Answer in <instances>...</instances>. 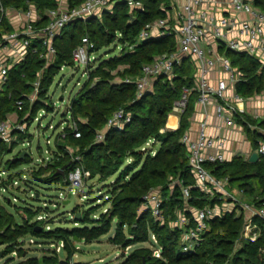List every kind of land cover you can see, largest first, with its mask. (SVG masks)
<instances>
[{
  "label": "trees",
  "instance_id": "trees-1",
  "mask_svg": "<svg viewBox=\"0 0 264 264\" xmlns=\"http://www.w3.org/2000/svg\"><path fill=\"white\" fill-rule=\"evenodd\" d=\"M6 7L26 8L28 3L34 4L43 13L46 8H52L57 0H0ZM82 0H69L70 4ZM144 10L129 11L123 3L115 5L113 13H104L102 18L90 17L86 21L73 20L63 29L60 38L54 41L56 56L53 63L45 66L44 60L38 54L29 52L24 60L9 69L8 78L0 91V121L9 113L16 112L19 119L25 118L29 125L39 108H49L52 102L47 98V92L62 65L73 66V49L87 35L95 44V50L116 41L120 44L134 45L129 49L125 45L122 50L107 58L97 60L88 66V76L82 86L72 96L68 111L80 132L78 137L69 125L57 133L50 160L38 163V167L29 170L25 185L33 181L58 183L66 185L68 172L73 168V156H79L85 169L90 171L89 178L96 177L100 182L109 181L106 185L108 197L104 204L109 205L106 212L97 216L90 210L81 211L73 208L66 215L73 221V227H50L45 224L52 218L39 221L36 215L42 208H24L25 216L16 222L13 215L0 207V245H3V256L16 252L22 259L19 264H55L59 261L56 251L49 250L41 257H26L28 250L22 248L24 237L42 238L44 242L63 241V250L67 254L68 264H79L71 260L77 250L73 240L91 242L107 233L116 219V229L110 238L112 243L119 244L123 250L126 246L138 242H148L150 233H154L161 246V257L152 255L147 246H137L127 254L122 253L118 264H264V259L258 255V247L263 238L257 242L238 239L242 227V216L227 212L223 217L209 221L210 228L202 235V240L194 250L183 251L181 246L182 229L172 227L170 221L176 219V212L183 211L184 198L178 185L173 188L171 181L178 178L182 184L190 187L188 204L201 207L213 204L217 197L207 196L193 184L188 166L187 149L181 142V137L188 129L189 118L192 115L197 98L192 92L187 106L179 115V125L175 129L166 127V121L171 113V107L180 94L183 85H192L193 67L188 60L176 68V76L169 80L159 77L152 91L140 97L136 95L133 82H126V76L135 77L141 71L144 63L150 61L158 53L171 50L174 39L170 36L150 37L136 43V36L149 21L162 16V3L169 0H143ZM255 6L264 10V0H253ZM8 28V27H7ZM4 30H0V38ZM118 33L121 36H118ZM233 52H228L230 54ZM232 57V63L243 73L244 78L236 83V91L244 97L255 93L264 94V65L246 53ZM94 61V62H95ZM122 66V70L118 67ZM116 68L115 73H112ZM40 76L39 99L33 104L26 101L21 109L15 106V101L22 98L23 93L33 89V81ZM119 76L121 80L115 78ZM45 99V102L42 101ZM119 108L130 113V120L122 129L110 127L104 133V139L98 141L96 134L107 124L108 119ZM237 122L244 127L252 148L257 149L264 141V119L252 118L244 113L238 114ZM251 126H255L252 128ZM163 129V131H161ZM25 132H15L17 140L9 144L0 140V163L3 154L11 152L14 143L23 137ZM150 137L157 140L155 155L143 152L140 147ZM73 149L72 153L68 148ZM21 150L15 153L5 164L11 167L20 162L30 164L31 156L15 159ZM15 159V160H14ZM208 168L218 177L228 176L231 183L242 188L246 195L261 201L264 199V160L259 157L255 162L235 156L231 160L217 164H208ZM63 170V173L60 171ZM20 171L8 173L4 183L11 182L19 176ZM110 179V180H109ZM159 188L164 197L162 201L164 221L161 224L155 220L148 210H141L144 196L151 189ZM34 192V198H38ZM45 213L50 214L48 208ZM80 213V217L76 214ZM75 222L78 224L75 225ZM127 231V232H126ZM9 260L5 261V264Z\"/></svg>",
  "mask_w": 264,
  "mask_h": 264
},
{
  "label": "built area",
  "instance_id": "built-area-1",
  "mask_svg": "<svg viewBox=\"0 0 264 264\" xmlns=\"http://www.w3.org/2000/svg\"><path fill=\"white\" fill-rule=\"evenodd\" d=\"M118 3L125 4L130 12L145 8L143 0H82L74 4H70L69 0H57L54 7L46 8L42 13L32 3H28L24 9L6 7L0 1V30H4L0 38V91L7 81L9 69L24 60L29 52L38 54L44 60L45 66L53 63L56 56L54 41L62 36L63 29L69 22L86 21L90 17L101 19L104 13H113ZM160 8L164 14L147 22L141 28L136 36V43L150 37L170 36L174 39V47L154 55L150 61L142 65L138 75L126 76L123 80L133 82L136 95L140 97L153 90L154 83L159 77L172 80L177 75L176 68L188 60L193 67V83L182 86L180 96L172 104L171 113L180 115L186 108L191 93L196 92L195 104L202 113H209L208 109L213 105L214 115L225 125L230 127L238 125L236 116L245 113L243 103L246 97L236 91V83L243 79L244 75L232 63L228 52L246 53L264 65V10L255 6L253 0H169L167 4L162 3ZM118 36L121 34L118 33ZM133 44L125 45L132 49ZM125 45H118L119 51ZM97 54L94 42L85 35L81 43L73 49L72 58L74 64L85 65L84 73L88 76V66L94 63ZM64 67L66 66L62 65L60 70ZM122 68L119 67L120 70ZM41 74L42 71L33 81L32 91L23 93L22 98L15 101L18 109H21L26 101L33 104L39 99ZM42 101L45 102V99ZM26 117L19 119L16 114L13 118L9 114L1 120L0 140L8 143L16 141L18 137L15 132H25L27 129ZM129 120V112L123 108L117 109L108 119L105 127L97 132L96 139L103 140L106 129L110 127L122 129ZM69 127L73 129L75 137L80 135L74 121L69 123ZM251 127L255 128V126ZM225 141V137L220 133L216 135L207 133L206 119L199 122L196 137H191L188 130L182 135L181 142L187 149L193 185L205 195L217 197L218 201L201 207L190 206L188 204L190 187L175 178L171 181V186L180 187L185 201L184 209L190 212V215L178 210L176 220L170 221V225L182 229V250L192 251L202 240V235L209 230V221L232 212L243 218L239 241L257 242L263 238V243L258 247V255L264 259V199L261 203L257 199H250L242 188L230 182L228 176L218 177L208 168V164L227 161ZM49 142L50 139H47L46 143ZM21 144L27 146L30 145V141L22 140ZM156 145L157 140L150 137L140 149L155 155ZM23 149L33 160L30 146ZM68 151L72 153L69 148ZM254 151L258 154V159L261 157L264 160V141ZM45 153H47L45 157L40 156L35 160L38 163L50 160L49 149H46ZM72 159L74 165L66 177L64 186L66 191L59 193L62 199H70L73 194L84 193L86 179L90 176V171L84 168L78 155L73 156ZM28 177L29 170L23 168L19 176L14 177L11 182L4 183L8 173L5 169H0V196L2 192L16 189L19 182L23 181L25 184ZM29 192L30 196H34L31 188ZM103 196L106 199L107 192ZM82 198H86V194H83ZM163 199L159 188L151 189L144 196L140 207L141 210H148L161 224L164 221ZM6 200L10 202L11 198L7 197ZM13 200L18 198L14 196ZM108 209L109 205L106 204L102 211L106 212ZM70 217L72 218L73 215ZM36 219L47 220L48 213L40 212L36 215ZM77 224L75 222V225ZM50 227V224H45L46 229ZM148 243L152 255L161 257V246L154 233H150ZM50 246L58 251L63 248L64 242L61 240L51 242ZM128 248L130 245L124 248V254L128 253L126 252Z\"/></svg>",
  "mask_w": 264,
  "mask_h": 264
},
{
  "label": "rangeland",
  "instance_id": "rangeland-1",
  "mask_svg": "<svg viewBox=\"0 0 264 264\" xmlns=\"http://www.w3.org/2000/svg\"><path fill=\"white\" fill-rule=\"evenodd\" d=\"M127 8L129 9V7ZM118 45L119 43L114 41L108 46L101 47L96 56L97 59H104L119 53ZM228 56L232 58L233 56L237 57L238 54L230 53ZM94 65H97V60L94 62ZM118 68L112 73H115ZM85 70L86 67L84 64H74V66L64 67L55 75L47 92L48 100L50 99L49 101L53 102L54 105H50V109L42 107L37 110L34 118L31 119L27 126L23 137L20 136L19 140L14 143L11 152L3 154V163H0V169H5L7 173L16 170L20 171L23 168L30 170L34 167H38V161L35 159L40 156L45 157L47 155V153H45L46 149H49V152H53L54 139L57 133L62 131L73 121L68 111V106L72 96L87 79V75L84 73ZM115 80L119 81V76H117ZM35 117H38V119H35ZM47 139H50L49 144L46 143ZM22 140L30 141V145L27 146H30L33 160L29 158L31 160L30 164L23 161L13 165V167H11L12 170H9V165L5 164V161L10 159L19 150H23V148L27 147L21 144ZM5 143L7 149L10 143ZM69 150L73 151L71 147H69ZM108 182L109 181L100 182L96 177L87 178L84 193L80 192L76 195L73 194L69 201L65 202L67 199L59 197L61 191H66V188L61 184L33 181L30 185H25L22 181L19 182L16 189H9L8 192L1 193L0 207L11 213L16 222L21 221L22 215L23 217L25 216L26 211H24L22 207L42 208L40 209L42 213L45 212L44 208L47 207L50 211L48 217L53 219L52 222H50L51 228L56 226L72 228L73 221L66 217V215L74 207L81 211L89 209L90 212H94L96 215L103 210L105 205V198H103V195L106 193V185ZM29 188H31L33 192H38V198L33 199V197L30 196ZM83 194H86L87 199L82 198ZM14 196L17 197L18 200H13ZM7 197L11 198L10 202L6 200ZM97 198L100 200L97 201ZM115 223L116 219H113L110 230L91 242L73 240V244L77 250L72 254L71 260L79 264H118L121 260L122 253L125 252H123L124 250L119 244L112 243L110 240L116 229ZM31 239L33 240L32 242L30 241ZM23 241L22 248L28 250L26 257H41L52 249L50 246L51 242H44L42 238L35 239L31 237L30 234L26 235ZM137 246L150 247V244L148 242H138L132 244L126 252H131L132 249ZM2 249L3 245L1 244L0 252L3 251ZM56 254L59 260L67 259V254L63 248L58 251L56 250ZM3 255L2 252L0 264H5L7 260H9L7 264H19L23 259L18 257L16 252L8 253L5 256Z\"/></svg>",
  "mask_w": 264,
  "mask_h": 264
},
{
  "label": "crops",
  "instance_id": "crops-1",
  "mask_svg": "<svg viewBox=\"0 0 264 264\" xmlns=\"http://www.w3.org/2000/svg\"><path fill=\"white\" fill-rule=\"evenodd\" d=\"M246 115L252 118L264 119V94L255 93L252 96H248L243 103ZM209 113L204 114L202 110L195 104L194 111L189 118L188 132L191 137H196L199 122L202 119H206V131L210 135H216L220 133L225 137V143L227 146V160H231L235 156H241L244 159L249 158L250 154L254 151L251 142L246 136L243 125L239 122L238 125L230 127L227 126L214 115V106L210 105L208 109ZM11 117L16 116V112L9 113ZM8 114V115H9ZM173 117V123H169L170 118ZM179 125V115L170 113L167 121L166 127L169 129H175ZM258 130L264 131L263 128L255 125Z\"/></svg>",
  "mask_w": 264,
  "mask_h": 264
},
{
  "label": "water",
  "instance_id": "water-1",
  "mask_svg": "<svg viewBox=\"0 0 264 264\" xmlns=\"http://www.w3.org/2000/svg\"><path fill=\"white\" fill-rule=\"evenodd\" d=\"M26 154H27V151H26L25 149H23V150H21L19 156H18L17 158H15V159H24V157L26 156ZM15 159H14V160H15ZM248 160L251 161V162H255V161L258 160V154L256 153V151H253V152L250 154ZM60 172L63 173V170H61ZM67 201H69V199H67L65 202H67ZM76 217H80V213H77V214H76ZM2 252H3V251L0 252V256H1ZM55 264H68V261H67L66 259H60V260H59L57 263H55Z\"/></svg>",
  "mask_w": 264,
  "mask_h": 264
},
{
  "label": "bare ground",
  "instance_id": "bare-ground-1",
  "mask_svg": "<svg viewBox=\"0 0 264 264\" xmlns=\"http://www.w3.org/2000/svg\"><path fill=\"white\" fill-rule=\"evenodd\" d=\"M173 121H174V118L171 117L170 120H169V123H173Z\"/></svg>",
  "mask_w": 264,
  "mask_h": 264
}]
</instances>
